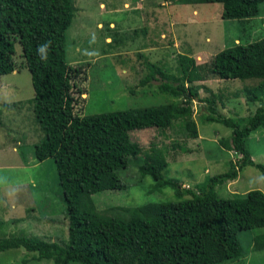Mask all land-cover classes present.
<instances>
[{
  "label": "trees",
  "instance_id": "trees-1",
  "mask_svg": "<svg viewBox=\"0 0 264 264\" xmlns=\"http://www.w3.org/2000/svg\"><path fill=\"white\" fill-rule=\"evenodd\" d=\"M175 3H218L223 6L222 18L243 23L262 14L264 0ZM77 12L75 0H0V77L23 67L32 73L34 117L43 132L35 157L40 162L50 157L55 160L67 207L65 228L53 233L54 238L51 232L48 236L2 237L0 252L22 249L32 256L24 263L51 264H221L240 260L238 233L264 228V189L226 197L219 192L248 166L259 169L264 178V164L256 163L248 149L250 135L264 127V39L248 44L234 41L213 57L209 67L198 65L196 58L187 54L168 72L147 61L148 72L141 86L155 87L159 94L172 98L170 101L84 116L79 110L83 111L80 102H85L87 90L81 85L87 81L89 64L66 61L67 31ZM97 30L102 31L99 23ZM112 32L109 28L105 36H98L105 42ZM17 45L22 51L20 64L16 61ZM41 45H47L46 56L38 51ZM108 46L102 43L97 52L106 54ZM208 73L220 80L258 78L259 84L243 89L245 101L237 103L242 106L237 117L217 114L214 105L210 107L214 116L204 119L231 130L228 142L238 161L232 160L225 173L183 186L182 179L172 174L161 146L152 143L143 149L133 134L156 128L167 136L177 123L182 133L199 137L191 104L201 87L193 85L205 80ZM177 143L188 151L176 139ZM198 168L189 169L187 176L194 177ZM130 182L136 186L147 182V193L157 194L159 200L131 207H101L95 200L98 194L126 190ZM15 221L1 218L0 232L7 222ZM61 234L67 239H61ZM255 248L263 250L264 242L259 246L256 242Z\"/></svg>",
  "mask_w": 264,
  "mask_h": 264
},
{
  "label": "rangeland",
  "instance_id": "rangeland-1",
  "mask_svg": "<svg viewBox=\"0 0 264 264\" xmlns=\"http://www.w3.org/2000/svg\"><path fill=\"white\" fill-rule=\"evenodd\" d=\"M176 1L75 0L78 12L67 31L66 61L75 65L89 64L87 81L82 84V77L78 79V84L87 90L85 103L80 102L84 104L83 111L80 109L79 112L89 116L165 104L172 98L159 94L151 85L141 86L148 64L163 68V71H173L180 56L187 54L196 58L198 65L209 67L213 57L226 46H232L234 41L248 44L264 39V4L262 14L238 23L222 18L221 4L186 5ZM98 23L102 31L97 30ZM109 28L114 34L105 42L100 40L99 36H105ZM102 43L110 45L106 54L97 52ZM21 53V47L17 45L16 61L19 64L23 61ZM258 84V78L220 80L208 73L205 80L193 85L201 87L191 104L199 137L182 133L176 123L167 131L170 138L159 129L148 128L135 132L133 139L143 149L150 148L152 143L161 146L172 174L182 179L183 186L199 184L225 173L230 162L239 159L228 142L231 130L220 123H206L204 119L214 116L210 109L214 105L217 114L237 117L236 114L242 111V106L237 103L245 101L243 89ZM35 99L33 75L27 67L0 77V219L7 221L13 214L17 215L14 223L7 222L2 228L0 238L32 234L48 236L49 232L54 238L53 233L65 228L67 207L55 160L50 157L40 162L35 157V149L38 150L43 137L34 117ZM176 139L188 151L182 150L179 143L174 144ZM248 149L256 163L264 164V127L250 135ZM197 166L195 176L189 178L187 171H193ZM147 186V182L142 186L130 182L126 190L94 197L101 207H131L159 200L157 194L147 193ZM223 186L219 193L225 197L227 194H246L264 189V178L259 169L248 166L235 182ZM12 205L17 207L16 211L11 209ZM27 208L33 211L25 212ZM60 237L67 239L63 234ZM238 239L242 258L221 264H264V249L255 248L256 242L258 246L264 242V228L239 232ZM30 257L31 254L22 249L3 251L0 252V264H51L33 260L23 262Z\"/></svg>",
  "mask_w": 264,
  "mask_h": 264
},
{
  "label": "clouds",
  "instance_id": "clouds-1",
  "mask_svg": "<svg viewBox=\"0 0 264 264\" xmlns=\"http://www.w3.org/2000/svg\"><path fill=\"white\" fill-rule=\"evenodd\" d=\"M46 48H47V45H41L38 49L39 53L42 55V56H46ZM86 97V94L83 95V98ZM85 103V102H84ZM83 107V106H82ZM81 107V108H82ZM76 110L78 111V107L76 106Z\"/></svg>",
  "mask_w": 264,
  "mask_h": 264
},
{
  "label": "crops",
  "instance_id": "crops-1",
  "mask_svg": "<svg viewBox=\"0 0 264 264\" xmlns=\"http://www.w3.org/2000/svg\"><path fill=\"white\" fill-rule=\"evenodd\" d=\"M20 206H22V207L24 208V205H23V204H21ZM16 208H17V207H15L14 205L11 206V209L14 210V211H16ZM6 209H9V208L6 207ZM18 212H20V211H18ZM18 212H17V213H18ZM25 212H26V211H25ZM15 214H16V213H15ZM15 214L12 215V218H16V217H17V215H15Z\"/></svg>",
  "mask_w": 264,
  "mask_h": 264
}]
</instances>
